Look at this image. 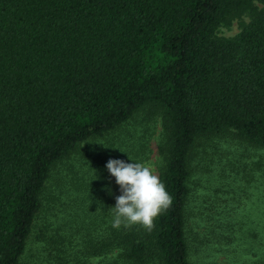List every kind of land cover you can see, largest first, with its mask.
<instances>
[{
	"label": "trees",
	"instance_id": "trees-1",
	"mask_svg": "<svg viewBox=\"0 0 264 264\" xmlns=\"http://www.w3.org/2000/svg\"><path fill=\"white\" fill-rule=\"evenodd\" d=\"M234 17L238 30L217 34ZM156 114L171 206L151 231L115 227L116 184L109 208L77 218V238L68 221L41 228L45 264H192L196 147L236 136L264 148V0H0V264H21L56 164L73 169L91 139L140 163L152 131L134 126Z\"/></svg>",
	"mask_w": 264,
	"mask_h": 264
},
{
	"label": "rangeland",
	"instance_id": "rangeland-1",
	"mask_svg": "<svg viewBox=\"0 0 264 264\" xmlns=\"http://www.w3.org/2000/svg\"><path fill=\"white\" fill-rule=\"evenodd\" d=\"M241 17L247 20L246 14ZM238 28L239 20L234 17L216 32L231 35ZM126 126L133 127L129 123ZM142 126H147L152 133L147 156L140 163L151 166L157 175L159 115L142 125L135 124L134 128ZM104 144V139L80 144L78 157L75 152L70 157L74 160L71 170H67L65 160L53 167L21 264H45L41 228L45 234L49 233L48 223L60 227L62 221H68L67 229L73 230V238H77L84 230L78 226L77 223H83L77 218L86 222L85 212L93 208L101 212L111 206L113 194L109 195L108 191L117 183L106 164L115 154H109V158L106 152L97 151ZM195 150L196 156L190 161L187 200L190 217L186 225L192 264H264V148L250 146L233 136L213 137Z\"/></svg>",
	"mask_w": 264,
	"mask_h": 264
},
{
	"label": "clouds",
	"instance_id": "clouds-1",
	"mask_svg": "<svg viewBox=\"0 0 264 264\" xmlns=\"http://www.w3.org/2000/svg\"><path fill=\"white\" fill-rule=\"evenodd\" d=\"M106 168L115 177L121 193L112 207L115 209L114 226L119 227L126 222L125 226L141 225L151 231L154 218L172 204V197L153 168L144 163H126L120 159H109Z\"/></svg>",
	"mask_w": 264,
	"mask_h": 264
}]
</instances>
